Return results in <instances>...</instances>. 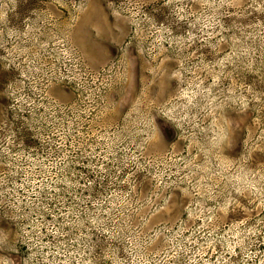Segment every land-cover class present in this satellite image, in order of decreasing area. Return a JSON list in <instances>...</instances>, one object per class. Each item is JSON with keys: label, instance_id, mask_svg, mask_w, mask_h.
<instances>
[{"label": "clouds", "instance_id": "1", "mask_svg": "<svg viewBox=\"0 0 264 264\" xmlns=\"http://www.w3.org/2000/svg\"><path fill=\"white\" fill-rule=\"evenodd\" d=\"M55 2L64 6V0ZM29 3L0 0V64L16 73L0 92V100H10L0 117L8 121L11 116V126L0 125V168L5 169L0 171V224H9L0 227V264H210L204 255L218 245L224 254L215 264H228L224 255H236L237 248L247 251L246 242L259 235L258 229L234 225L221 235L216 224L230 211H247L241 198L256 197L264 207V170L252 171L253 149L246 156L242 144L248 146V141L236 135L249 99L239 85H222L229 67L258 75L257 62L264 65V19H249L250 10L264 15V0H163L162 7L169 9L165 22L131 0L121 10L111 0L106 5L101 0L97 15L105 36L100 48H121L131 30L146 31L154 59L167 51L164 43L179 58L167 73L168 89L175 85L171 99L167 91L158 92L147 106L133 89L121 106L122 112L131 107L126 126L98 131L99 152L84 149L95 179H85L83 185L70 174L77 163L74 153L83 148L74 134H80L83 118L94 110L97 90L86 82L88 72L81 71L68 37L48 35L49 26L56 27L55 14H40L27 8ZM71 7L78 16L85 12L77 0H71ZM105 7L115 23L106 22ZM160 10L154 7L152 13ZM173 25H186L184 34L174 36ZM50 44L65 71H45L40 63L39 53ZM197 44L216 59L189 53ZM209 68L217 73L211 83L203 75ZM77 88L89 91L83 105L76 104ZM230 106L238 109L233 117L228 116ZM259 139L264 140V132ZM141 173L158 190L142 203L134 196ZM121 186L127 191H120ZM61 193L71 195L74 203L68 204ZM57 198L58 209L48 221L45 205ZM185 201L189 219H203L199 226L189 228L181 218ZM170 211L175 222H153ZM20 245L28 255L21 256Z\"/></svg>", "mask_w": 264, "mask_h": 264}, {"label": "rangeland", "instance_id": "2", "mask_svg": "<svg viewBox=\"0 0 264 264\" xmlns=\"http://www.w3.org/2000/svg\"><path fill=\"white\" fill-rule=\"evenodd\" d=\"M107 4V0H103ZM116 10L129 6V0H111ZM77 3H82L85 7V12L82 16H78L71 7V0H64V6L55 2V0H30L27 8H34L40 14L53 13L55 14L56 27L49 26L48 35L51 33H62L68 37L70 42L76 49L77 55L80 57L81 71H87L86 82L91 85V89L96 91V105L94 110H91V115L83 118L80 127V134L76 135L77 145H83L79 151L74 153L75 160L71 167L70 174L75 180H78L81 185L85 183V179H95L90 169L86 166L89 161L83 157L84 149L91 151L93 147L96 151H100L97 145V132L104 129H123L127 121L125 116L131 115V107H127L124 112L121 111V106L125 105L130 93L135 91L136 99H142L145 105L150 106L153 103V98L156 93H164L167 91L168 98L171 99L175 91V85L172 89H168L167 73L171 71L176 64L173 61L179 58V54L168 43H164L163 48L167 51H162L156 58H153L149 51V46L152 43L147 32L137 34L135 30H131L128 37L123 41L121 48H116L111 44H106V48H100V42L104 41L105 34L101 31L99 17L97 13L100 11L101 0H77ZM132 5L140 4L143 10L151 15H154L157 22H165L166 17L169 16V9L162 7L163 0H131ZM51 5V7H49ZM154 7L160 8L159 13H152ZM26 13V9L23 10ZM232 11H235L233 9ZM107 13L106 22L115 23L116 18L111 15V10L105 7ZM264 19V15L252 12L250 10L249 19ZM96 23H93V21ZM15 23V21H13ZM124 24L128 22L122 21ZM186 25L179 27L173 25V35L179 37L184 34ZM45 39V37H41ZM106 43V42H105ZM125 45H131L127 51H124ZM144 49L141 55L140 49ZM189 53H195L197 58L203 57L207 61H214L215 55L203 45L197 44L188 50ZM111 56V59L107 57ZM225 53H221L223 55ZM40 63L44 70L56 69L58 71H65L59 61L56 59V53L53 45H49L47 52H40ZM3 65L0 64V92H3V85L12 80L16 75L15 71L6 72L3 70ZM259 74H253L243 68L227 70V78L224 80L222 87H234L239 85L243 91L244 96L249 99L248 111L246 117L238 121L239 128L236 135L242 141H248V146L242 144L244 154L247 156L249 147L253 150L250 153L249 167L254 172H262L264 170V140H260L261 132H264V65L259 61L256 65ZM207 77V82L211 83L217 73L212 69H208L203 73ZM126 77L127 80H123ZM251 87L252 92L249 93L246 89ZM10 92L11 89H8ZM89 91L85 89H76V104L83 105L87 102ZM9 99L0 100V112H3L9 104ZM238 109L235 106H230L227 110L228 116L233 117L235 111ZM71 115V113H69ZM8 123L11 126V116L8 121L0 117V125ZM19 127V124L16 125ZM82 134V135H81ZM187 155V153H185ZM195 156V153H193ZM159 159V157H148V159ZM94 163V161H93ZM5 169L0 168V171ZM127 171V170H126ZM83 177V178H82ZM220 181L218 180L217 183ZM107 187V184H105ZM82 191V189H81ZM120 191L126 192L127 186H121ZM157 189L153 183L147 178L146 174L141 173L137 177V185L134 196L137 201L143 202L145 198L157 193ZM88 195V193H84ZM68 204H73L71 195L61 193ZM58 199L46 203L49 213L46 214L48 221L53 220V215L58 209ZM247 211L237 209L230 211L223 217L216 227L220 234L228 232L234 225H240L242 228L258 229L259 235L252 238L251 242H246L247 251H242L240 248L236 249V255H224L228 264H260L264 260V207L259 206V200L256 197L241 198L240 201ZM159 203V201H158ZM188 201H185V209L182 219L187 221L189 228L199 226L203 223V219L190 220L187 211ZM147 209L143 210L141 215L147 214ZM176 214L173 211L169 213H161L155 217L153 222L164 220L166 223L175 222ZM7 222L0 224V227L7 228ZM68 229H65L67 231ZM188 232L186 231L185 235ZM51 240V237H48ZM55 243V242H54ZM21 256L28 255V248L20 245ZM100 254L97 249L96 255ZM224 254V249L219 245L213 249H208L204 260H209L210 264H215L218 255ZM248 254H255V259H248ZM15 258V257H13ZM183 264V261H181ZM202 264V262H201Z\"/></svg>", "mask_w": 264, "mask_h": 264}]
</instances>
